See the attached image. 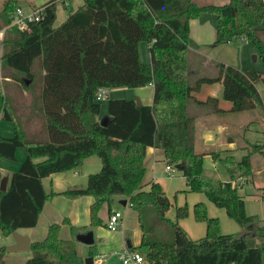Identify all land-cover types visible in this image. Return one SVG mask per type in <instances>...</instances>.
I'll return each instance as SVG.
<instances>
[{
    "label": "trees",
    "instance_id": "obj_1",
    "mask_svg": "<svg viewBox=\"0 0 264 264\" xmlns=\"http://www.w3.org/2000/svg\"><path fill=\"white\" fill-rule=\"evenodd\" d=\"M43 6L42 17L22 28L10 25L7 19L2 36L0 68L22 73L30 88L33 64L40 59L44 72L34 109L44 117L47 137L23 131L0 79V118L15 124L13 135H0V157L14 159L18 147L25 150L6 189H0L1 232L36 224L44 201L55 193L45 191L42 177L97 154L101 166L88 174L86 185L60 193L93 196L91 225L102 223L98 212L104 204L111 213L115 197L127 199L137 213L138 245L146 248L145 264H264V222L245 212L243 195L234 183L237 174L250 172L251 153H264L261 143H251L252 149L240 159L229 153L220 155L221 149L196 150L195 116L186 108L193 91L204 82L215 81H221L222 97L231 101L232 110L264 107L256 86L258 81L264 83L263 71L218 62L215 75L198 77L192 83L187 57L189 21L203 12L216 15L215 43L243 39L264 56L260 35L264 27L257 25L264 21V0H83L58 25H54L55 0ZM141 40L149 44L148 62L139 57ZM6 77L26 83L13 74ZM148 83L153 84L152 103L137 105L133 98H109L108 118L102 124L97 99L100 87ZM207 100L217 104L216 96ZM146 146L161 147L167 164L181 163L188 190L202 192L223 207L242 231H220L218 217L208 215L201 200L193 204V214L205 222L204 235L192 238L179 224L188 215L186 203L176 205L174 219L168 217L170 200L161 184L153 179L142 182ZM205 153L225 165L229 180L202 173ZM39 157L42 159L35 160ZM60 226V222L49 224L44 238L30 242L31 255L24 264H84L74 235L61 237ZM71 228L74 233L84 227ZM4 251L5 246H0V264H5ZM89 255H95L92 246Z\"/></svg>",
    "mask_w": 264,
    "mask_h": 264
},
{
    "label": "rangeland",
    "instance_id": "obj_2",
    "mask_svg": "<svg viewBox=\"0 0 264 264\" xmlns=\"http://www.w3.org/2000/svg\"><path fill=\"white\" fill-rule=\"evenodd\" d=\"M44 1L47 0H35L36 3H41ZM196 1L204 3H224L228 0ZM19 2L23 5V7H25V3H27V0H19ZM72 3L73 0L57 1L55 23H59V21H61L62 17L65 15L68 5ZM201 15L204 17L210 16L211 19H213L214 21V29L216 28L215 13L203 12ZM257 25L264 27V21L258 23ZM260 35L264 40V31H261ZM197 40L198 37L195 36L194 39H192V45L199 49L201 53L194 54L193 52H191L188 56V67L191 71L189 80L192 83L195 82L198 77L215 75L218 71V62L229 63L240 69L254 68L264 72V56L261 55L260 51L256 47L248 44L245 40H241L238 38L229 42L222 43H215L214 40H212L210 42L202 44L197 43ZM148 45L149 44L146 40H141L139 57L144 62H148L150 60ZM37 61L33 65L34 67L37 64ZM9 74L18 76L19 78H21L22 81L23 79H25V81L28 79L22 73L15 71L13 72L10 69L0 68V79L2 80L3 89L5 93L10 96L9 106L12 111V114L17 117L18 124L23 129V131L27 132L28 135L45 139L47 137V134L46 132L44 133V117L39 113L37 114L34 109V107H36V104L38 103L37 97L35 96L37 94L35 87L30 88L31 84L29 80L28 83H25L10 79V77L4 78V76H8ZM7 78L9 80H6ZM256 86L258 87L260 96L262 97V99H264V83L262 81H258L256 83ZM103 94L105 97L100 99V117H103L107 112L108 99L117 97L112 96L109 92L106 93L105 91ZM131 95H133L132 91H127L124 95L120 97L127 99L132 97H134L135 99L137 98L136 95ZM255 109L260 110V112L264 111L263 106H257ZM249 115L252 116L253 112L245 111L242 113V118L245 119ZM263 117L264 115H261L259 113L258 118L260 122L258 124H254L256 127L259 126L261 130H264ZM252 123L253 122H248L246 126L252 125ZM247 131L249 137H251L253 142H255V139L260 140L264 138L263 133H256V131L251 132L253 131L251 129ZM13 134L14 122L0 118V135L10 136ZM247 147L248 150L252 149L251 144H248ZM214 150H219V147L214 148ZM253 152H257V158L254 161H252L251 159L250 172L246 175L237 174L234 178V183L238 186L239 192L243 195L245 212L247 214L257 215L259 218H261V221L264 222V153L261 151ZM219 153L220 155H222L221 152ZM233 153L236 159H240L242 155L246 153V151H240L239 149H235ZM24 158L25 151L24 147L22 146L17 148L14 159L4 157L0 158V184L2 178L5 176L3 175V169H6V171H12L17 167V165H20ZM92 158L97 159L98 157L94 155ZM40 159H42V157L36 158V160ZM166 164L167 163L165 160L156 162L154 167V173L155 177H157L158 179L156 181L161 184L165 194L170 200V206L166 211V215L168 217L174 219L176 205L186 203L188 207V215L180 219L179 224L187 231V233L192 238H197L204 235L205 222L196 220L193 214V204L201 200L204 201L206 204L207 214L210 216L218 217L220 231H222L223 233H234L242 231L241 226L237 223L236 220L226 214L223 207L215 205L202 192H194L188 190L186 178L183 175L181 169H178L172 165L173 172L172 174H169L165 168ZM202 173L207 176L217 177L223 180H229L231 178L230 173L225 167V165H223V163L220 162L218 159H213L210 153H205L203 156ZM45 184L47 185V179H45ZM144 187L147 188L148 185H145ZM118 198L124 197H115V200L112 203V207L122 214V218L127 216V221H125L124 225L120 226L116 231H111L107 228L98 227L96 230V234L98 233L99 238H105L108 242H110V236H119V240L122 242L121 249L125 248L126 239L130 238L131 243H133V249L145 253L146 248L144 246L138 245L137 243V240L140 237V228L137 222L135 221L136 218L133 213V209L129 205H127L128 202L126 205H122L118 201ZM27 251L31 252V250H18L11 252H13L15 255H23L26 254ZM115 251H117L118 253V248L115 246H110L109 244L107 248H103L101 250L102 253H106V256L101 259L95 256L93 259L94 264H122L119 255ZM145 263L146 260H144V262H142L141 264Z\"/></svg>",
    "mask_w": 264,
    "mask_h": 264
},
{
    "label": "crops",
    "instance_id": "obj_3",
    "mask_svg": "<svg viewBox=\"0 0 264 264\" xmlns=\"http://www.w3.org/2000/svg\"><path fill=\"white\" fill-rule=\"evenodd\" d=\"M48 1L49 0L41 3H36L35 0H27V3H25V7H23V5L19 2V0H1L0 67H1V53H2V36L5 27L8 25L6 24L7 19H9V24H10V16L12 10L17 6H20L23 10L29 11L31 8L44 5ZM57 1L58 0H55V18H56ZM82 3L83 0H73V3L68 5L65 15L62 17L61 21H59V23H55L54 20V25L60 24L67 17L70 10L77 8ZM12 4H15V7L9 9L10 5ZM201 14L197 17L191 18L189 21L190 30H189V40H188V49H189L188 56L191 52H193L194 54L201 53L199 49H197L194 45H192V39H194L195 36L198 37L197 43L199 44L210 42L215 38L213 19H211L210 16L204 17ZM140 43L141 41L138 43L139 56H140ZM37 60L38 59L35 60L34 64L36 63ZM33 70L35 72V76L33 78L32 85L33 87H35V90L37 91V94L35 96L38 98L37 95L40 91L42 84L41 77L44 72L40 63V59L37 61L35 67L33 66ZM6 80L9 79L7 78ZM104 90L106 93L109 92L112 96H117L116 98H122L120 96L124 95L127 91H132L133 95L131 96L136 95L137 98L140 99L141 103L144 104H150L152 103L153 100L152 83H148L146 85L136 86V87H128L124 85L104 87ZM192 94H193L192 98L188 99L187 101L186 108L188 114L195 116L196 150L209 151L219 147V149L222 150L221 151L222 155L227 153L234 155L233 152L235 149H239L240 151H246L247 153L248 144L254 143L251 137H249L247 130L251 129L253 130L251 132L256 131V133L258 132L264 134V130H261L259 126L256 127L254 125L260 122L258 115L259 113L261 115L262 114L264 115V111L260 112V110H257L255 108L250 110H245L246 112L247 111L253 112V115L252 116L249 115L248 117L243 119L242 113L245 111L232 110L231 101L226 100L222 97L221 81L204 82L199 86L197 90L193 91ZM210 95L217 97L216 105L213 104L211 101L207 100L208 96ZM132 98L135 99L134 97ZM38 113L40 112L38 111L37 114ZM32 115H36V114H32ZM248 122H253L252 125L254 126L252 125L246 126ZM14 131H15V124H14ZM263 140L264 138L260 140L255 139V142L261 143ZM94 155H96L99 159L97 158L98 159L97 160L96 158H92ZM256 155L257 152L251 153L252 161H254L257 158ZM161 160H164V151L161 147L146 146L145 156H144L145 171L142 177V182H147L151 179L158 180L157 177H155L154 167H155V163ZM100 166H101L100 157L97 154H90L85 156L82 159V161L75 167L63 171L53 172L47 176L42 177V184L45 191L46 192L54 191L55 193L49 195L47 199L44 201L35 225L19 227L16 230L22 234H27L32 242L44 238L49 224L53 222L61 223L59 234L63 238H70L73 236L72 228H71L72 225L80 226V227L83 226L84 228L81 230H86L89 228L93 229L94 239H95L94 243L91 245L76 241V249L78 253H80L83 257L89 255L91 246L95 253V255H92L93 259L98 254H104L102 257H99L100 259L104 258L106 256V253H102L101 250L103 248H107L109 244L110 246L117 247L119 251L122 250L121 249L122 242L119 240V236L118 237H115L114 235L110 236V240H109L110 242H108L107 239L99 238L98 233L96 234V230L98 227L107 228L106 220L109 215V212L106 204H104L98 212L99 216L102 219V223L97 225H91L90 205L93 202L94 199L93 196L90 194H85L78 197H68L60 193V191L69 187L85 186L88 174L97 171L100 168ZM18 167L19 165H17L16 168ZM16 168L13 169L12 171H6V169H3V175L7 176L6 185H8L9 176L14 170H16ZM45 179H47V185L45 184ZM119 199L121 198H118V201ZM112 210L115 209L112 207ZM133 213L136 218L135 221L138 224L137 213L134 209H133ZM64 218H66L65 222H63ZM125 221H127V216L121 218L120 225L118 226V228L120 226H123ZM107 229L111 230L109 228ZM116 230H111V231H116ZM140 236H141V231H140ZM14 241L15 240L12 235V232L8 234H4L0 230V246L9 245ZM139 242H140V237L137 240L138 244ZM125 247L133 249V243H131L130 238L126 239ZM119 251L118 253L117 251L115 252L119 255ZM30 255H31L30 251H27L26 254L23 255H15L13 252L5 250L3 254V260L5 264H24L25 260L28 257H30Z\"/></svg>",
    "mask_w": 264,
    "mask_h": 264
},
{
    "label": "built area",
    "instance_id": "obj_4",
    "mask_svg": "<svg viewBox=\"0 0 264 264\" xmlns=\"http://www.w3.org/2000/svg\"><path fill=\"white\" fill-rule=\"evenodd\" d=\"M44 12V6H36L29 11L23 10L20 6L15 7L10 16V25H16L19 28L26 26L29 21H36L42 17ZM104 87H100L97 91V99L104 98ZM262 150H264V140L261 142ZM167 172L172 174V165L166 164ZM122 214L118 210H112L109 213L106 220V227L111 230H116L120 225ZM104 254H98L97 257H102ZM119 257L122 264H141L145 260V256L142 252L125 247L119 251Z\"/></svg>",
    "mask_w": 264,
    "mask_h": 264
},
{
    "label": "water",
    "instance_id": "obj_5",
    "mask_svg": "<svg viewBox=\"0 0 264 264\" xmlns=\"http://www.w3.org/2000/svg\"><path fill=\"white\" fill-rule=\"evenodd\" d=\"M26 82L28 83L29 81L26 80ZM135 101H136L137 105L141 104V101L139 98H136ZM107 118H108V116L106 114L102 117V120H101L102 124L106 123ZM174 166L178 169H181L182 164L177 163ZM6 182H7V176H4L2 178V181L0 184L1 190L6 189V187H7ZM119 202L122 205H126L127 199L121 198V199H119ZM12 235H13L15 241L13 243L5 246L6 251H18V250H29L30 249L31 240L27 234H22V233L18 232L17 230H14L12 232ZM73 235H74V239L76 241H79V242H82V243H85L88 245L93 244L95 241L94 231L91 228L86 229V230H76L73 233ZM128 245H129V243H128ZM84 264H94L93 256L92 255L85 256L84 257Z\"/></svg>",
    "mask_w": 264,
    "mask_h": 264
}]
</instances>
